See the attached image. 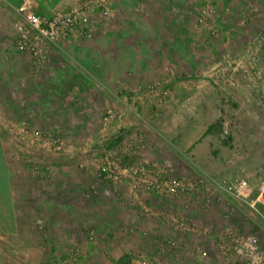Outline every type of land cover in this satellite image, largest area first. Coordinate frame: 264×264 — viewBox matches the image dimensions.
Masks as SVG:
<instances>
[{"label": "rangeland", "instance_id": "obj_1", "mask_svg": "<svg viewBox=\"0 0 264 264\" xmlns=\"http://www.w3.org/2000/svg\"><path fill=\"white\" fill-rule=\"evenodd\" d=\"M109 1L78 37L86 97L67 80L49 120L0 122V264H245L217 243L264 251V208L226 189L264 176V0Z\"/></svg>", "mask_w": 264, "mask_h": 264}, {"label": "crops", "instance_id": "obj_2", "mask_svg": "<svg viewBox=\"0 0 264 264\" xmlns=\"http://www.w3.org/2000/svg\"><path fill=\"white\" fill-rule=\"evenodd\" d=\"M26 1L30 3L34 10L42 12L45 17H50L58 12H68L81 5L84 0H2L0 2L1 123L6 120V117L12 115L16 117L26 116L30 121L33 119L36 121L37 119L40 121L49 120L50 117L52 118V116L56 115L55 108L59 104L56 103V99L58 100L61 89L65 91L67 80L73 82V86L71 85L73 87L72 99L76 102L84 93L86 97V88L92 84L91 75L95 74L94 72L97 70V56L99 54L96 50L97 47L91 45L92 43H85L84 41H79L78 44V34H72L53 45L48 57L43 62H40L38 66L40 69L38 68L37 70L36 64L34 65L35 62L30 56L16 46L18 25L23 22L18 8ZM123 2L115 1L116 5L122 9H129V3L127 1ZM67 48H71L72 55L79 56L77 57L79 60L73 59L72 55L67 56L65 54H69V52H65ZM126 50H130L129 45ZM123 54V58H128L133 53L127 51L126 54ZM117 72L107 67V78L109 79L108 75L113 76ZM114 78H111V80H114ZM6 134L7 130L0 125V143L4 156V165L6 166L8 175L13 178L5 140ZM225 182L227 181L225 180ZM13 206L14 199L12 211L14 210ZM178 239L183 240L180 237ZM260 241L263 242V239H260ZM206 248L204 250L208 251V253L209 248H211V251H218V248L213 249L208 245H206ZM207 258V264L214 263L217 260V257L214 255Z\"/></svg>", "mask_w": 264, "mask_h": 264}, {"label": "built area", "instance_id": "obj_3", "mask_svg": "<svg viewBox=\"0 0 264 264\" xmlns=\"http://www.w3.org/2000/svg\"><path fill=\"white\" fill-rule=\"evenodd\" d=\"M109 5V0H86L68 12H58L45 17L26 1L18 8L23 22L18 25L16 46L26 52L33 61L43 62L48 57L51 47L59 40L72 34H87L92 25L93 12L97 7H104L103 9L108 11ZM177 184L181 186L180 183ZM181 188L183 190L184 186ZM226 189L236 197L244 199L251 209L264 208V176L253 189L246 178L231 181ZM231 240L230 247L223 241L217 243L223 253L232 250L245 264H264V251L255 236H233Z\"/></svg>", "mask_w": 264, "mask_h": 264}, {"label": "trees", "instance_id": "obj_4", "mask_svg": "<svg viewBox=\"0 0 264 264\" xmlns=\"http://www.w3.org/2000/svg\"><path fill=\"white\" fill-rule=\"evenodd\" d=\"M223 117L219 120H216L214 122H211L206 129V134H218L220 131H217L220 128V125L222 124Z\"/></svg>", "mask_w": 264, "mask_h": 264}]
</instances>
